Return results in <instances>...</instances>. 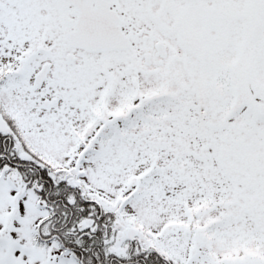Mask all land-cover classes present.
<instances>
[{
    "label": "snow or ice",
    "instance_id": "1",
    "mask_svg": "<svg viewBox=\"0 0 264 264\" xmlns=\"http://www.w3.org/2000/svg\"><path fill=\"white\" fill-rule=\"evenodd\" d=\"M0 264H264V0H0Z\"/></svg>",
    "mask_w": 264,
    "mask_h": 264
}]
</instances>
